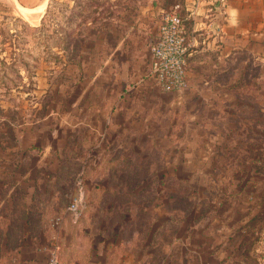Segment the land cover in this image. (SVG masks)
<instances>
[{
    "label": "crops",
    "instance_id": "crops-1",
    "mask_svg": "<svg viewBox=\"0 0 264 264\" xmlns=\"http://www.w3.org/2000/svg\"><path fill=\"white\" fill-rule=\"evenodd\" d=\"M8 1L19 14L21 10L40 14L36 24L25 19L33 27L42 22L51 2ZM214 4V0H203L200 14L185 30L192 48L184 91L162 92L151 80L149 54L143 51L155 40L158 25H153L155 31L150 33L139 23L108 56L111 62L119 61L130 44L136 65L126 70L121 62L114 69L122 71L119 84L126 79L134 81L129 91L121 86L107 90L114 96L113 102L102 90L104 100L72 104L74 117L55 123L52 129L38 132L36 128L31 134L30 128L20 125L14 146L0 149V264H45L53 247L59 264L151 262L155 254L146 240L154 233V216L149 213V201L143 199L145 193L137 195L147 183L146 177L138 179L137 174H153L149 154L161 147L155 138L160 133L155 109L149 108V102L155 96L169 95L179 110L189 106L192 113L198 109L207 116L214 112L218 122L224 114L229 120L241 114V126H245L250 110L258 111L253 126L259 127L264 115L260 81L264 79V0H223L221 8ZM142 12L151 17L164 13L151 2ZM250 78L256 79L253 86L247 84ZM250 99L253 105L247 102ZM199 119L192 117L189 123L199 125ZM163 148L167 152H161L157 173L161 184L166 170L178 174L180 169L167 160L171 145ZM142 159L147 160V166H141ZM77 175L84 185L86 207L80 220L72 222L66 213V195L73 191Z\"/></svg>",
    "mask_w": 264,
    "mask_h": 264
},
{
    "label": "rangeland",
    "instance_id": "rangeland-1",
    "mask_svg": "<svg viewBox=\"0 0 264 264\" xmlns=\"http://www.w3.org/2000/svg\"><path fill=\"white\" fill-rule=\"evenodd\" d=\"M149 2L168 11L179 4L184 29L192 26L179 0H51L36 27L8 0H0V149L14 146L20 125L31 134L36 128L52 129L74 117L72 104L104 100L107 90L119 86L129 91L134 81L119 84L122 71L114 69L121 62L126 70L136 65L130 44L121 60L111 62L108 56L139 23L150 33L153 25L159 27L162 12L153 17L142 12ZM186 78L188 87L187 73ZM254 80L247 84L253 86ZM107 95L113 102L114 96ZM151 104L161 147L149 154L153 174H137L147 178L143 199L154 216V233L146 240L155 254L149 264H264V115L261 125L253 126L259 118L250 110L241 126V114L233 120L224 114L218 122L214 112L179 110L169 95L155 96ZM192 117L200 124L191 126ZM168 143L167 160L180 169L178 174L166 170L161 184L157 173ZM141 166H147L146 159Z\"/></svg>",
    "mask_w": 264,
    "mask_h": 264
},
{
    "label": "built area",
    "instance_id": "built-area-1",
    "mask_svg": "<svg viewBox=\"0 0 264 264\" xmlns=\"http://www.w3.org/2000/svg\"><path fill=\"white\" fill-rule=\"evenodd\" d=\"M203 0H183L184 11L194 19L200 14ZM214 6L222 7L223 0H214ZM179 4L162 13L154 41L148 45V74L162 92H180L187 88L186 64L191 39L186 35L178 10ZM86 207L85 190L80 175L74 180L73 191L66 205V213L72 222H78ZM57 224V221L54 222ZM45 264H59L56 248L49 249Z\"/></svg>",
    "mask_w": 264,
    "mask_h": 264
},
{
    "label": "bare ground",
    "instance_id": "bare-ground-1",
    "mask_svg": "<svg viewBox=\"0 0 264 264\" xmlns=\"http://www.w3.org/2000/svg\"><path fill=\"white\" fill-rule=\"evenodd\" d=\"M37 11H38V9H37ZM21 14H22V16L23 17H25L27 20H30V21H34V22H36L37 23V20H38V18H39V16H40V14H35V15H32L30 12H28V11H23V10H21Z\"/></svg>",
    "mask_w": 264,
    "mask_h": 264
},
{
    "label": "trees",
    "instance_id": "trees-1",
    "mask_svg": "<svg viewBox=\"0 0 264 264\" xmlns=\"http://www.w3.org/2000/svg\"><path fill=\"white\" fill-rule=\"evenodd\" d=\"M179 2L181 3V4H183V0H179ZM215 3H218V1H216ZM175 4H177V3H174L173 5H175ZM172 7V6H171ZM161 9H162V11L163 12H168V9H167V7L166 6H164V5H161V7H160ZM256 112V114H258V111H255ZM262 115V114H261ZM138 177V176H137ZM143 177V176H142ZM139 178H141V177H138V179ZM131 192V191H130ZM141 193H143V189L142 188H140L138 191H137V195H140Z\"/></svg>",
    "mask_w": 264,
    "mask_h": 264
}]
</instances>
